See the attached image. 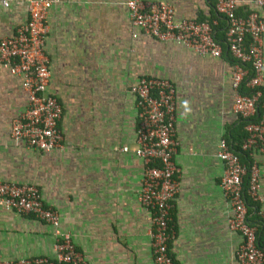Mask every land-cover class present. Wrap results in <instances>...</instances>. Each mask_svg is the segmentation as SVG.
<instances>
[{
    "label": "crops",
    "instance_id": "obj_1",
    "mask_svg": "<svg viewBox=\"0 0 264 264\" xmlns=\"http://www.w3.org/2000/svg\"><path fill=\"white\" fill-rule=\"evenodd\" d=\"M127 1L58 0L47 12L45 93L62 108L61 149L39 151L11 139L27 97L20 78L0 67V181L36 186L87 264H153L151 212L139 201L145 164L134 154L137 110L130 87L141 77L167 79L175 89L178 169L170 255L174 264H237L242 238L227 224L231 211L219 186L224 166L216 156L220 139L232 145L245 135L232 112L233 60L140 33L131 26ZM142 1L169 3L176 21L216 20L215 36L224 37L216 0ZM237 1L240 18L262 11L252 0ZM27 18L25 0L0 6V39ZM259 45L264 56V34ZM250 159L261 165L259 154ZM248 213L258 221L255 206ZM54 243L48 224L0 208V261L53 258Z\"/></svg>",
    "mask_w": 264,
    "mask_h": 264
},
{
    "label": "built area",
    "instance_id": "obj_2",
    "mask_svg": "<svg viewBox=\"0 0 264 264\" xmlns=\"http://www.w3.org/2000/svg\"><path fill=\"white\" fill-rule=\"evenodd\" d=\"M252 1L262 11L243 19L236 14L237 0H216L214 10L226 23L222 41L215 36L216 20L176 21L169 3L142 0L125 3L131 26L140 33L159 41H172L199 55L219 58L227 53L233 60L232 112L243 123L246 137L238 151L220 139L216 156L224 166L219 186L231 211L227 224L242 238L235 253L237 264H264V56L259 45L264 34V0ZM13 2L0 0V6L8 8ZM56 2L25 0L26 22L10 36L0 39V67H6L11 75L20 78L27 97V107L12 122L10 137L39 151L63 147L59 129L62 108L55 97L45 93L49 79L43 49L46 15ZM136 36L132 33L133 38ZM130 92L135 97L137 110L134 154L145 164L139 201L151 212L153 264H174L169 242L173 237L170 212L177 193L178 174L173 162L175 89L167 79L141 77L130 87ZM254 154L261 156V165L249 160ZM240 155L249 162H241ZM252 206H255L256 222H251L248 216ZM0 208L30 215L48 224L55 238L53 258L2 260L0 264H87L70 235L61 231L57 211L39 199L36 186L0 181ZM259 237L263 239L261 247Z\"/></svg>",
    "mask_w": 264,
    "mask_h": 264
},
{
    "label": "trees",
    "instance_id": "obj_3",
    "mask_svg": "<svg viewBox=\"0 0 264 264\" xmlns=\"http://www.w3.org/2000/svg\"><path fill=\"white\" fill-rule=\"evenodd\" d=\"M212 4H213V2H212ZM242 123V122H241ZM239 136V135H238ZM246 136L243 134V135H241V137L239 136V137H236L234 140H233V142H232V147H233V149L234 150H236V151H238V149H239V147H240V144H241V142L243 141V139L245 138ZM247 160V159H246ZM244 187H246V180L244 181ZM259 240H258V245L261 247L262 246V242H263V239H262V237H259L258 238Z\"/></svg>",
    "mask_w": 264,
    "mask_h": 264
}]
</instances>
